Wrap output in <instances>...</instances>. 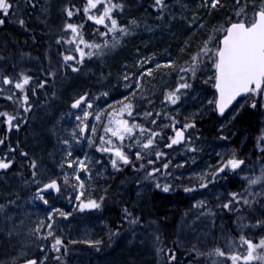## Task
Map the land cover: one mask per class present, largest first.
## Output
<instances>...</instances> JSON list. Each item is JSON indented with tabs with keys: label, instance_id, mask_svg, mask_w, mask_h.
Masks as SVG:
<instances>
[{
	"label": "snow or ice",
	"instance_id": "obj_1",
	"mask_svg": "<svg viewBox=\"0 0 264 264\" xmlns=\"http://www.w3.org/2000/svg\"><path fill=\"white\" fill-rule=\"evenodd\" d=\"M31 3H35V0H31ZM234 6L231 8L230 14L225 17L223 26L216 28L215 26L212 29V32L208 33V38L199 42V45L191 52L188 61H185V67H180L179 72L181 75L176 77L177 82L175 87L165 91L163 99L168 101L170 104H176L177 101L181 99V96L187 95L189 89L193 87L191 81L196 78L197 69L203 65L204 60L213 61L214 74L212 79L214 80V88L216 90V97L213 100L207 101L220 112L223 113L226 108L241 93L248 94L253 98L250 101L252 107L257 106L256 97H261V104L264 106V0H259V3L256 0H233ZM99 5V7H98ZM200 7L206 8L209 11L212 9H222L228 7L222 0H203ZM16 7L11 3V0H0V12L9 13L10 9ZM153 7L157 9H165L167 5L164 3V0H155ZM125 8V0H120L119 3L113 2V0H86L82 4L83 13L86 15V18L96 22L98 26L102 25L105 27L104 32H99V36L105 37L100 43H96L94 40L88 41L84 39L83 33L81 31L82 24H77L69 22L66 20L63 23V29L71 30V36L68 37L69 42H75V51L79 53V58L72 55V52L69 51L66 55H63V60L70 62L72 70L78 71V65L76 63L79 59V63H83L85 56H93L95 54H103L102 47H115L121 40L122 37L130 34L132 26H135L139 21L135 17L129 18V24H121L118 22L116 16L113 15V9H119L123 12ZM251 9V11H249ZM62 11L66 13L67 18H72L75 13L81 12V8L75 6L72 3H66L63 6ZM163 16V12L160 13ZM193 17L196 18L189 23H196L202 27L204 25V20L200 19L197 16L196 12L192 13ZM5 22L4 18L0 16V24ZM18 23L24 25L25 21L21 17L18 20ZM62 29V30H63ZM112 34V40H108V33ZM215 34V35H214ZM58 40H64V37H57ZM83 43L87 46L89 51H85L83 47H80V44ZM189 42L186 40L185 45H188ZM91 49H96L97 53H93ZM183 51V49H181ZM151 59V57H149ZM141 61L144 64H147V60L144 57H141L137 61V64L140 65ZM166 66L175 67L173 59H167L162 61ZM155 67H160L159 64L154 65ZM145 73L149 75L152 74V68L145 67L138 74L132 72H127L124 74L121 79L123 80V86L129 88V77H132L131 83L134 85L130 88L129 95L127 97H121L120 101H113L114 104L118 103L119 111L117 112L116 108H111L107 112L109 120L105 122L104 131L110 135L107 137L108 147H101V144H96L95 147L98 148L101 152H107L112 154L110 157L111 165L114 169L121 166L118 161L123 164H128L131 161V157L124 150L125 147L132 149L136 147L137 151L133 153L136 160H142V151L146 154H151V149L157 148L156 140L160 139L162 133L160 128L155 130L152 127H148L146 123H140L136 119H125L124 113H127L129 116L134 115L133 109V99L140 98L141 96L147 97L149 92L147 86H142L141 78ZM49 76H54L55 72L50 71L47 73ZM33 80V77L28 75L25 71H20L13 75H3L0 76V95L7 94L8 90L4 88V85L12 84L15 89L20 90V95L15 97L16 100L20 101V107L23 109L21 113L19 110L15 114L9 113L8 111H3L0 113L5 117V123L7 128L11 130L13 127L16 129L20 128V124L23 123L24 119L27 117L24 113L32 108V103L30 102L29 88L26 87L29 85V82ZM44 81L38 85L43 87ZM32 93L35 92V89H31ZM55 91L52 92V95L55 96ZM100 96H108L107 91L100 93L89 94L88 91H84L80 94L74 96L71 99V108L78 110L81 115H76L75 119L77 124L68 130L71 140L79 142L82 139H85L84 133L89 130L92 133L96 132L95 122L92 123L91 127L87 123V119L90 116H94L95 120L101 119V112H104L105 109L98 108V110L90 111L93 108L94 100H98ZM8 99H14L12 95H8ZM148 104L151 105L152 101L149 100ZM109 105H105V108H109ZM157 116L161 113L158 110H155ZM239 111V108L235 110ZM139 115L144 116L145 118H150L153 116L152 112H143ZM165 116H168V113H164ZM17 119L20 120L19 123H14ZM171 127L174 129L175 134L169 137V144L166 147H171L172 144H179L181 141H185L184 131L189 127L195 125V120H189L188 123H184L182 127H175V117H169ZM150 123L152 125L156 124L155 119H151ZM167 127V125L165 126ZM223 128V125H221ZM264 135V133H262ZM89 144L93 143L92 137H86ZM100 141L105 142V136L101 135L99 137ZM127 139V144L125 140ZM4 143V139L0 137V144ZM18 143V142H17ZM63 145L66 146L69 151L64 153L59 167L63 170L64 165L73 166L72 174L75 176V183L73 188L76 192L75 200L78 203V208L80 210L85 209H98L102 206V201L104 200V195L93 196L90 193L86 194L85 182L80 177V169H85L87 171L88 165L85 163L84 157H72V144L69 140H64ZM119 145V146H117ZM186 147L192 148L195 150V145L191 143V137L187 138ZM11 147V145H9ZM155 156L160 158L162 156H167V153H163L159 150L155 151ZM8 153L5 152V157ZM24 155H27L25 152ZM244 163L242 158H238L235 154L229 156L227 160L218 162V165L214 167L211 172H208L207 169L204 170L203 174L195 173V182L191 183L189 187H186L184 190L192 191L196 188H204L211 181H215L218 178H222V173L226 168L238 169L240 165ZM13 164V158H0V169L7 170ZM149 169L146 170V175L150 178L152 173H158L159 169L154 166V162L148 161ZM38 161L35 158H29V167L31 168V177L30 180L32 184H38L35 187L31 199L39 200L44 205L49 204L48 197L45 192L50 191L54 193H61V184L56 178H50L46 182L38 181L35 179L38 175ZM134 168L135 164L132 165ZM141 168H144V164L140 165ZM162 167L167 168L168 162L162 164ZM211 167V166H210ZM217 174H221L218 177ZM248 174H246L247 176ZM63 180L65 185L69 183V175L67 172L63 175ZM202 181V182H201ZM25 185L28 184V181H23ZM139 183V181H137ZM261 184L264 186V168H262L261 173L258 176H253L248 179V185ZM156 187H161V184L157 182ZM165 191L170 190L171 185L165 183L162 185ZM69 195H72L69 193ZM229 199L223 202L222 205H217L223 209H228L230 211H236L237 209L243 210L244 206L251 207L252 201L255 200V196L251 197V200L248 196L240 195L237 192L233 191L229 194ZM264 195V193H261ZM15 199L7 201L5 204H0V211H3L8 204H14ZM205 205L204 201L197 200L195 201L194 207H201ZM124 212L127 213L124 219L128 220L131 213H128V209L125 207ZM204 212L211 214V209L207 206H204ZM55 213V216H54ZM71 213L64 211L63 209L51 208L50 211L46 212L45 216L38 218V221L35 223L33 228H30L29 231L33 237L38 240V246L40 248L45 247L44 241L48 238H51L50 247L55 249L57 253L60 252V248L63 246L64 250L67 251V247L64 245V239L61 234H56L57 229L54 227V222L56 217H68ZM10 218V217H9ZM238 219H243L238 217ZM130 224L142 223L139 220V217L132 216L129 220ZM251 223V221L249 222ZM256 225L264 224V216L261 219L255 220ZM116 232H119V229H116ZM11 234V233H10ZM89 244H99V241H86ZM162 236L157 231L153 234V244L155 250L158 253L166 252L167 259L174 261L175 260V249L161 247L162 245ZM179 243V241H176ZM225 246L229 249L225 251L224 248L216 246L208 250L207 255H214L216 257H224L230 260V264H249L251 261L264 260V236L259 237L258 241L254 242L253 239H249L243 234L239 237L238 241H234L231 238H227L225 241ZM241 246H246L243 249ZM195 250V249H193ZM259 250V251H258ZM197 255H204L197 251ZM24 264H43L42 260H37L36 257L27 259L24 261Z\"/></svg>",
	"mask_w": 264,
	"mask_h": 264
},
{
	"label": "bare ground",
	"instance_id": "obj_2",
	"mask_svg": "<svg viewBox=\"0 0 264 264\" xmlns=\"http://www.w3.org/2000/svg\"><path fill=\"white\" fill-rule=\"evenodd\" d=\"M136 1L139 0H127L126 2L130 8L134 7L136 13L142 17L148 15V1H143L141 3H136ZM55 2L56 0H36L34 6L28 8L32 19L39 18V9L52 5ZM202 2L203 0H182L180 5L176 7L171 6L173 3L169 4L168 6H171V11L160 19L163 24L158 23L153 16L144 17L139 22L140 32L138 34H136V31L131 30L129 36H132V38L125 36L121 38L120 42L115 47H102V49L105 50L110 48L111 50H114V53L111 56V60L106 64L108 66L105 65L106 67L104 66L105 68L103 67L101 70L95 65H89L90 68L94 69V76L90 78H81L78 75L58 74L56 73L57 70L48 69L46 65L43 64L45 50H48L49 44L53 47H57L58 51L60 49L58 44L56 45V42H58L57 37H60L61 35L58 19L49 23L46 28H42V30L45 31V34H42L43 37H39L41 28L37 24L30 26L31 30L34 32V37H32L21 33L18 34L14 28L13 22L10 20L0 37V76L5 74L13 75L20 71H25L27 73L33 72L37 76V82L35 92L30 97V102L32 103L31 109L34 110L33 113L35 114L45 112L47 114L46 123L48 122L47 125L39 120L36 122L35 115L33 121L29 125V129L24 134H20L14 138L18 140V138L22 136L20 141L23 143L24 147H27L31 138L35 137L34 148L42 150L40 153L42 158L40 160L41 167L45 169L52 168L53 166L51 162H49L48 156L49 152L55 150V145L52 136L48 132L60 115L68 110L66 104H71V99L77 94L89 90L88 92L91 95L103 85L115 83L126 73V71H136L138 74L140 72L139 70L142 68H138L137 61L141 57H153L155 58L153 61L154 63H161L162 61L171 58L174 60V63H176L180 58L182 59L183 56L187 58L186 56H189L191 52L194 51V48L199 45V42L201 41L200 38L204 36V33H191L192 30H188L184 21L192 15L193 12L191 9L199 8V5L202 4ZM203 9L205 11V17L208 18L211 11L206 8ZM186 40L189 42L188 45H185ZM178 44L185 45L187 48L184 47L183 51L175 52V48ZM37 46L41 50V55L37 52ZM153 62L148 63L144 68H151ZM202 66H204V64ZM50 71H54L56 76L52 78L45 75ZM199 71H206V69H199ZM201 73L198 72L196 74V78L191 81L193 87L188 90L186 97L183 95L181 96V99L175 104V106H177L174 108L182 106L194 110H200V106L192 100L200 88L202 90L204 88L207 89L208 87L200 79V77L203 76ZM179 74L180 73L177 71L174 73L172 71V74H168L165 81L167 83L172 80L169 84L170 89L175 87V83L177 82L176 77ZM99 75L100 79H96ZM144 75H146V73ZM95 79L97 80L96 84L90 83ZM42 81L45 82V87L38 86ZM84 81L90 82L85 83ZM151 81L153 82L154 80L149 79V82ZM158 82L159 81L156 80L150 84L153 86L156 83L158 84ZM44 89L46 92L40 97V93ZM209 89L213 90L211 86H209ZM53 91L56 93L55 96L52 95ZM158 94L159 92L157 91L156 94L149 99L152 101L151 105H149L148 102L144 103L140 106L139 110L143 111L157 106ZM45 95H47L46 100L49 101L48 106L41 105ZM112 95H116V91H113ZM249 96L250 95L241 97L235 101L230 110L239 104L237 107L239 108V111H235L223 128H221L222 122L213 116L214 112L210 111L206 114L197 115L194 119L199 122L205 131H207L208 137L207 139H203L200 137V132L194 133L196 141L204 142V148L208 149L209 147L217 148L218 146L225 145L224 141L226 140L228 142L227 144H229L228 146L232 147L233 150L236 146L235 143L240 139L237 146L241 144V151H245L243 155H247V150L252 149L254 146V141L252 140L261 131L262 117L264 114V107L261 105L260 97L258 96L259 99H257V106L252 107L250 101L253 97ZM3 106L8 110H15L14 106L8 104H4ZM215 111H217V109ZM202 113L205 112L202 111ZM170 114L169 116H174L175 118L178 116L176 114ZM156 128L158 127H154L153 129L155 130ZM160 131L162 136L160 139L156 140V145L158 146L156 149L158 150L166 147L169 142V136L171 137L173 135L170 129L167 128L160 127ZM218 133L221 135L218 136ZM214 134H216V137H214ZM221 141L223 142L221 143ZM250 154L252 153L250 152ZM129 156L131 159H136L132 153H130ZM152 162H154V160ZM147 163L148 162L143 163L144 167ZM121 169L123 170V173H120ZM144 171L146 170L143 169L138 171V177L137 172L128 166L121 165L117 170H114L111 167L110 180L100 181V183L103 182L102 184L106 186L103 195L105 192H110L112 194L110 198L114 203L106 207L105 215L99 213L89 215V218H94V220H92V226L93 229L96 230L93 241L102 242L107 236V230L109 229H119V232L116 233V238L109 248L101 253L102 258L98 256L96 257L94 253L85 250V248H81V251L73 257L71 264H121L125 259L132 262L131 264H168L159 259L156 255L155 246L153 244V234L157 231L161 234L162 243H164L166 248L171 247L175 249V260L169 264H198L199 258L196 259V257L204 256L208 253L210 248L215 247V243L218 240L217 238L223 239L229 237L234 241L237 240V238L233 236L236 234L237 230L234 227L229 228V223L231 221L219 223L216 221V217L214 218L213 216L209 223L204 222L209 225V239H211V241L205 244L204 250H193L195 249L194 243H191V241L181 236V234L178 235L176 223L181 215L183 216V213H187L188 210H191L190 213H194L193 211L196 209L194 204L198 199L194 196H190L188 193H176L174 197L169 199L164 197H154L151 201L149 195H154L156 191L181 192L183 187L173 183L170 190L165 191L162 184L161 187H156L153 190L139 193L142 186H144L145 183L147 184V181L150 178L144 174ZM117 173H119V177L118 175L116 176ZM226 176L227 175H224L223 178ZM137 181H139V183H137ZM222 183L225 184L221 185L223 189L229 188L230 185H237V183H231L229 185L227 179L222 180ZM2 185L3 186H0V192H4L7 188L6 185ZM23 189L29 191V188ZM18 192L24 191L19 190ZM119 192L123 194H118ZM27 196L23 195L18 199V202H22ZM125 207L128 209L129 213H131V217H139V220L142 221V223H139L141 225H131L129 220L124 219L125 215H123L122 209H125ZM16 216L17 215L10 220L12 234L15 236H13V251L16 257L22 255H36L37 251H34L32 247L27 249L22 246L20 239L14 234L13 226L18 222V218L15 219ZM80 222L82 223V221ZM68 241H70V239L65 240V242ZM80 241L87 243L84 240ZM176 241H179V243H176ZM50 251L51 256H53L51 248ZM197 251L204 253V255H197ZM39 253L42 252L38 251L37 255H39ZM133 255H140L143 259L133 262L131 261Z\"/></svg>",
	"mask_w": 264,
	"mask_h": 264
},
{
	"label": "rangeland",
	"instance_id": "obj_3",
	"mask_svg": "<svg viewBox=\"0 0 264 264\" xmlns=\"http://www.w3.org/2000/svg\"><path fill=\"white\" fill-rule=\"evenodd\" d=\"M232 6H234V3L232 0L229 2ZM198 8V7H197ZM196 9V8H195ZM227 8L223 10V13L227 12ZM193 12V9H192ZM198 16V15H197ZM191 18L189 21H193L196 18L193 17V15L190 16ZM199 17V16H198ZM191 26L198 25V21L196 23H189ZM220 27V24L217 25V28ZM205 23L201 27V30H204ZM185 45H177L175 48V52H180L181 49L184 50ZM187 48V47H186ZM190 56V55H189ZM189 56H184L182 59L175 63V67L173 66H166L165 64L159 63V62H153L155 58L151 57L145 58L148 63L153 62L152 65V74L149 75L146 73L141 78L142 86H147V90L149 92V95L147 97L141 96L140 98L133 99L134 104V115H132V119H136L140 123H146L148 127H163L170 129L171 133L174 135V129L170 126L171 121L169 119V115L165 116L164 113H172L176 114L175 118V127H182L184 123H188L189 120H193L197 115L206 114L210 111L216 112V108L213 106V104L207 103L209 100H213L216 97L215 91L210 90L209 86L213 89V83L212 80H209L211 76L213 77L214 74V68L213 72L211 71V68L206 69L204 73H201L203 76L200 77L202 82L206 84L208 87L207 89L204 88L198 91V93L193 98V102L200 106V110L188 108V107H182L179 106L177 108L175 104H170L168 101H165L163 99L165 91L170 89V82L166 83L165 79H167L168 74H172L175 71L179 72L180 67H185L184 64L185 61H188ZM172 59V58H171ZM177 59V58H176ZM140 60V58H139ZM147 64H144L142 61L140 65H138V68H144V66H147ZM159 64L160 67H155L154 65ZM141 69V70H142ZM139 70V71H141ZM138 71V70H137ZM130 72V71H129ZM134 74H137L136 71L132 72ZM198 73V71H197ZM196 73V74H197ZM126 74V73H125ZM181 75V73L179 74ZM146 76V77H145ZM178 76V75H177ZM149 79H152L154 81H159L158 84H154L153 86L150 83H153L152 81L149 82ZM174 80V79H173ZM129 88H125L123 86L124 82L121 79V77L115 82L103 85L100 89L96 90L94 93H100L103 91L108 92V96H100L98 100H94L93 102V108L90 109V111L98 110V108L105 109L104 112H101V119L95 120L94 116H90L87 119V123H89L90 127L93 122H95L96 125V132L92 133L89 130H87L83 135L85 139L80 140L79 142H76L74 140L70 139L68 130L74 127L77 124V121L75 119L76 115H81L79 111H74L72 109H68L67 111H64L63 114L60 115V117L55 121L50 128V135L53 138V142L55 145V150H52L49 152V162L52 164V168L45 169L41 167V171L44 174V180L47 181L50 178H56L58 182L61 184V193L58 195H54L53 193L46 194L49 200L48 205H44L39 200L31 199L32 193L29 194L19 205L17 216L15 219L18 218V222L15 223V226H13V232L15 235L18 236L20 239V242L22 243V246H24L27 249L33 248L34 251L42 252L39 253L40 260L47 261L49 257L51 256L50 251V244H51V238H48L44 241L45 247L40 248L38 246V240L33 237L29 231L30 228H33L35 226V223L38 221V218L41 216H45L47 211H50L51 208H57V209H63L64 211H68L71 213L68 217H56V220L54 222V227L57 229L56 234H61L62 237L66 240L70 239L73 241H88V240H94L95 232L96 230L93 229L92 226V220L94 218H89L90 213L93 211V209H85L80 210L78 208V203L75 200V190L73 188V184L75 183V176L72 174V168L73 166L64 165L63 170L59 167L60 162L62 158L64 157V153L69 151V149L63 145L64 140H69L72 144L71 152L72 157H84L85 163L88 165L87 171L85 169H80V177L85 182V190L86 194L90 193L93 196H99L103 195L105 190V185L100 183V181H106L110 180L111 178V162L110 157L112 154L107 152H101L98 148L95 147L96 144H101V147H108L107 144V137L110 135L109 133H106L104 131V125L105 122L109 120V117L107 115V112L111 110V108H116L117 112L119 111V105L118 103L114 104L113 101L119 102L121 97H127L129 95L130 88L134 85L131 83L132 77H129ZM116 91V95H112V92ZM159 92L157 98H158V105L155 107L148 108L146 110H139L140 106H142L144 103H147L148 100L153 97L156 92ZM262 98L260 97V100ZM191 101V102H192ZM242 102V101H241ZM240 103V102H239ZM105 105H109V108H105ZM262 105V104H261ZM239 106V104L234 107L226 116L222 117V125H226L229 121V119L232 117V115L235 113L236 108ZM264 107V106H263ZM155 110H158L161 114L159 116L156 115ZM185 109V110H184ZM152 112L153 116L150 118H145L144 116L139 115L143 112ZM205 112V113H202ZM125 115V114H124ZM171 115V114H170ZM218 117V116H217ZM125 118V117H124ZM126 119V118H125ZM151 119L156 120V124L152 125L150 123ZM167 125V127H165ZM198 133V129H195ZM194 128L189 127L188 129H185V141H181L179 144H172L171 147L166 151L167 157L170 159V164L168 163V167H157L159 169L158 173H152V177H155V179L149 178L147 181V184H142L141 191L146 192L147 190H153L156 188L157 182L162 184H169L173 185V183L182 186L184 189L186 187H189L191 183L195 182V173H201L203 174L204 170L207 169L208 172H211L215 166L218 165V162H222L223 160H227L230 156V153L233 151L232 147L228 146V142L224 141L225 145L215 147H209L204 148V142L196 141L194 136ZM264 114L262 117V127L260 133L255 137L254 146L252 149H248L247 155H244L240 158L243 159L244 163L239 166L238 169H233L234 174L236 177L246 184V189L243 191L242 195L248 196L251 200V197L254 195L255 200L252 201V204L256 201H259L258 199L261 198L264 195H261V193H264V186L261 184L256 185H248V179L253 176H258L261 173L262 168H264ZM101 135L105 136V142H101L99 137ZM91 136L93 143L89 144L86 137ZM170 137V136H169ZM191 137V143L195 145V150L192 148L186 147V141L187 138ZM225 139V138H222ZM127 139L125 140V144H127ZM170 142V141H169ZM168 142V144H169ZM223 141H221L222 143ZM119 146V145H117ZM223 146V147H222ZM136 147H133L132 149L125 148V151L130 154L137 151ZM155 150H158L156 148L151 149V154H146L142 151L143 161H153L158 160L161 161L164 159L165 156H162L160 158H157L155 156ZM250 152L252 154H250ZM163 153H165L163 151ZM250 154V155H249ZM145 156V157H144ZM151 158V159H150ZM154 158V159H153ZM143 161H138L131 159V161L127 165L128 167L132 168L134 171L137 172L138 177L140 171V165L139 163L143 164ZM121 165H123L122 162L118 161ZM135 164L136 167L134 168L132 165ZM211 166V167H210ZM112 169H114L112 167ZM118 168L114 169L117 170ZM230 168H226L222 173V178H218L215 181H211L206 187L204 188H196L192 191H187V193L190 196L196 197L198 200H207L211 199L217 204H223L224 201L229 199V197L225 196L227 191L224 190L221 185H225L222 183V180H224L223 176L227 175ZM162 170V171H161ZM164 171V172H163ZM67 172L69 175V183L65 185L63 180L64 173ZM144 174L146 175V171H144ZM246 174H248L246 176ZM218 177L221 176V174H217ZM202 182V181H201ZM100 183V184H99ZM186 192V191H185ZM71 193L72 195H69ZM150 193V192H149ZM148 193V194H149ZM123 194V193H118ZM142 196V195H140ZM139 199V198H138ZM222 202V203H218ZM204 206V205H203ZM203 206L199 207V209L203 208ZM247 207V206H246ZM222 210H225L222 208ZM81 212H83L81 215ZM123 215H127V213L124 212V209H122ZM189 212V213H188ZM187 213H183V216L177 220L176 223V230L178 232V235L181 234L184 238L191 241V243H194L195 250H204L205 244H207L211 239L210 237V228L209 225L205 224L204 222L209 223L213 216H214V210L211 209V214L204 212V208L200 211L195 210L194 213H190L191 210H188ZM230 213H234L235 211H230ZM129 213V211H128ZM55 216V213H54ZM131 216H129L128 220H131ZM82 221V223L80 221ZM131 225H141L139 223L131 224ZM246 226V225H245ZM246 231L248 235H251L253 230L251 227L246 226ZM227 248V247H226ZM228 249V248H227ZM36 254V255H37ZM161 254V253H160ZM168 263H171L172 261L167 259ZM0 264H3L0 259ZM215 264H224L220 261L215 262Z\"/></svg>",
	"mask_w": 264,
	"mask_h": 264
},
{
	"label": "trees",
	"instance_id": "obj_4",
	"mask_svg": "<svg viewBox=\"0 0 264 264\" xmlns=\"http://www.w3.org/2000/svg\"><path fill=\"white\" fill-rule=\"evenodd\" d=\"M126 1L127 0H125V8L123 9V12H121L119 9H113V15L116 16L119 23L129 24L130 17H135L140 22V20H142L146 16H153L156 18L158 23L163 24L160 21L161 17H163L164 15H166L167 13L171 11L170 10L171 6L176 7L180 5L182 0H164V3L167 5V8L165 9H157L153 7V5L155 4V0L136 1V3L148 1L149 13L148 15L143 16V17L139 15L138 13H136V11L134 10V7L130 8V6L128 5ZM85 2L86 0H56L54 4L44 7L42 9H39L40 10L39 18L32 19V16L30 12L28 11V8L33 7L35 3L34 4L31 3V0H11V3L15 5L16 7H14L13 9H10L9 13L7 14L0 12V16L4 18L5 23H6V24L5 23L0 24V37L2 33L4 32L10 20L13 22L14 28L18 34L21 33L23 35H29L32 37H34V32L33 30H31L30 26L33 24H37L41 28L39 37L40 36L43 37V35L45 34V31H43L42 28H46L49 23L53 22L55 19H58L59 24H60L59 26V30L61 34L60 37H64L65 39L58 40V42H56V45L58 44V46L60 47L59 51L57 47H53L48 43L49 48L48 50H45V57L43 59V64H45L48 69L50 68L51 70L53 69L57 70L56 73L58 74L78 75L81 78L93 77L94 69L90 68L89 65H95L99 70H101L111 60V56L114 53V50H111L110 48L106 50L102 49V52H103L102 55L95 54L91 57L85 56L82 64L79 63V59H77L76 63L78 65V71H75V72L72 70L70 62H66L63 60V55H66L69 51L72 52L73 56H76L77 58H79V53L75 51V42L68 41V37L71 36V30L63 29V23L66 20H68L69 22L82 24L81 31L83 33L85 40H88V41L94 40L96 43H100L103 39H105V37H101L98 34L99 32H104L105 27L102 25L98 26L96 22L87 19L86 15L83 13L82 4ZM113 2L119 3L120 0H113ZM222 2L228 5V7H226L228 11L223 13V10H225V8L212 9L208 18L205 17V11L203 7L199 6V8L193 9V12H196L199 18L204 20L205 27H206L204 30H201L200 26L189 25V19L191 17L188 18L186 21H184L186 23V27L188 28V30L189 31L192 30L191 33H194V32L204 33L203 37L200 36L201 41L208 38V33L212 32V29L214 26L216 28L218 24H220V27L223 26L225 17H227L230 14L231 8L233 7L229 3L230 0H222ZM256 2L259 3V0H256ZM66 3L75 4L76 7L81 8V12L75 13L72 18H67L66 13L62 11L63 6ZM172 3L173 5L168 6L169 4H172ZM249 11H251V9H249ZM161 12H163V16L160 15ZM21 17L25 21L24 25H21L18 23V20ZM139 27H140V24L138 23L137 25L132 26V30L136 31V34H138L140 32ZM127 37L132 38V36H129V34L127 35ZM107 39L110 41L112 40V34L110 32L108 33ZM80 47H83L86 52L89 51L87 46L84 45L83 43L80 44ZM108 47L110 46L103 47V48H108ZM91 51L93 53H97L96 49H91ZM37 52H39V54L41 55V50L39 49L38 46H37ZM203 64L204 66H200L197 69L198 72L200 73L205 72V71H199V69H209V68H211V70L213 69V61L204 60ZM47 73L45 75L49 76L47 75ZM27 74L33 77V80L29 82L28 86H26L29 88V96L31 97V95L34 94L32 93L31 89L33 88L36 89L37 76L33 72H28ZM55 76L56 74L50 77L53 78ZM96 79H100V75ZM95 80L92 82L90 81H84V82L85 83L90 82V83L96 84L97 80L96 81ZM209 80L213 81L212 76L211 78H209ZM43 87H45V84L43 85ZM4 88L7 89L8 92L5 95H0V113H2L5 110L13 114H15L17 110H19L22 113L23 109L20 107V101L15 99V97L20 95V90L15 89L14 85L12 84L4 85ZM45 92L46 90L44 89L40 93V97L43 94H45ZM8 95H12L14 99H11V100L8 99ZM46 99H47V95L44 96L41 105H46V106L49 105V101H47ZM256 99H259V97H256ZM4 104L14 106L15 110H8L7 108L3 106ZM66 106L69 109L71 104L70 103L66 104ZM33 112L34 110L30 108L27 111V113H24L27 119H24L23 123L20 124V128L16 129L15 127H13L11 130L7 128V125L5 123L6 118L0 115V137L4 139V143L0 144V158H13V164L9 167V169L7 170L0 169V186H3L2 184H4L7 187L6 190H4V192H0V204H5L7 201L15 199L14 204H8L7 207L3 211H0V259L3 264H21L27 259L36 257V255H26V256L22 255L20 257H16L13 251V244H14L15 236L12 234V225L10 224V220L13 219L15 215H17V211L21 203V202L20 203L18 202V199L22 197L23 195L27 196L33 193L35 187L38 186V184H35V185L32 184L30 180V177H31V168L29 167L30 157L37 159L38 165H39L37 168L38 175L35 179H37L38 181H43L45 179L44 174L41 171V164H40V160L42 159L40 153L42 150L34 148L35 137L31 138L27 147H24L23 143H21L20 141L22 136H20L18 140L14 138L15 136L24 134L29 129L30 127L29 125L33 121L35 115H36V122L39 120V121L44 122L45 125H47L48 123V122L46 123L47 114L45 112L38 113V114H35ZM213 116L219 121H222L220 118L217 117L215 113L213 114ZM19 122H20L19 119L14 121V123H19ZM193 128H194L195 133H197L195 129L199 130L198 132H200V135H201L200 137H202L203 139H207L208 137L207 131H205L202 128V126L199 124L197 120H195V125L193 126ZM214 135H215L214 137H216V134ZM217 135L220 136L221 134L218 133ZM255 140L256 139L254 138L252 141L255 142ZM239 142H240V139L239 141L235 143L236 146L233 149L234 154H237L238 158L244 156L243 153L245 152V151L244 152L241 151V144L237 146ZM9 145H11V147H9ZM159 151L161 152L164 151L166 153L167 148L163 147V149ZM5 152L8 153L7 157H5ZM25 152L27 153V155H24ZM168 159L169 158L166 156L161 161L165 163V162H168ZM145 162H148V161L144 160L143 163ZM123 165L127 166L125 164ZM155 165H158V167H162L160 162L159 164L155 163ZM148 169H149V164L147 163L144 170H148ZM120 173H123L122 169L120 170ZM118 174L119 173H117L116 176ZM119 176L120 175H118V177ZM224 179L228 180L229 185L231 183H237V185H232V186L230 185V187L226 189L227 190L226 195H225L226 197L227 196L229 197L228 194L233 191L242 195L243 191L246 189L245 182L242 180H239L233 173H228ZM23 181H28V184L25 185ZM23 188H29V191H26ZM19 190H23L24 192H18ZM176 193L184 194L183 190H181V192H158L156 191L154 195L150 194L149 197L151 198V201L154 199V197L155 198L164 197V198L169 199V198L174 197ZM111 195L112 194L110 192H105L104 194L105 198L102 201V206L98 209H93V211L90 213H99V214L105 215L106 207L114 203V201H112L110 198ZM258 200L259 201L254 202L251 207L244 206L242 211L237 209L234 213H230L228 209L222 210L221 207H217L218 205L217 202L211 199H207L203 201L205 202L204 206H207L210 209L214 210V218L216 217L217 219L216 221H218L219 223H225L224 221H231L229 223V228L234 227L237 230L236 234L233 235L234 237L237 238L236 241H238L239 237L243 234L247 238L253 239L254 242H256L258 241L259 237L264 236V224H260V225L255 224V220L261 219L262 216H264V196H262ZM218 203H222V202H218ZM219 205H222V204H219ZM203 208H201V210ZM198 209L199 208L196 207L195 210H198ZM238 217H242L243 219H238ZM250 221L251 223H249ZM245 225L249 228L251 227V229L253 230L251 235L247 234ZM107 231H108V233L106 234L107 236L104 238L102 242H99V244H89V243H85L81 241L80 242L73 241V240L65 242L66 239L63 238L64 245L67 247V251L64 250L63 246L60 248L59 253H57L55 249L51 248L53 256H50L49 259L45 261L43 264H71L73 257L76 254H78L79 251H81L80 250L81 248H85V250L94 253L96 257L97 256L101 257V253L104 252L107 248H109V246L114 242L116 238V233H117L116 230L109 229ZM227 238H223V239L217 238L218 240L215 243V247L220 246L224 248L225 251H228L229 249H227L225 246V241ZM161 247H164L165 249H167L164 243H162ZM244 247L246 246H241L242 249ZM156 255L158 256L159 259L168 263L166 252H162L161 254L156 252ZM198 258H199L198 264H215V262H218V261L224 264H230V260L224 257H216L214 255L210 256V255L205 254L204 256L196 257V259ZM131 259H132L131 261L134 262V261L142 260L143 257H140V255H133ZM131 263L132 262H130L127 259L121 262V264H131ZM249 264H264V260L251 261L249 262Z\"/></svg>",
	"mask_w": 264,
	"mask_h": 264
},
{
	"label": "water",
	"instance_id": "obj_5",
	"mask_svg": "<svg viewBox=\"0 0 264 264\" xmlns=\"http://www.w3.org/2000/svg\"><path fill=\"white\" fill-rule=\"evenodd\" d=\"M214 91H215V93H216L215 88H214ZM216 95H218V94L216 93ZM247 95H248V94L241 93L240 96H238V97L236 98V100L239 99V98H241V97H245V96H247ZM236 100H234V101L232 102V104H230V105L228 106V108H226L225 111H224L223 113H220V112L217 110V115H218L219 117H223V116H224V115H225V114L231 109V107L233 106V104L235 103ZM75 110H76V109H75ZM45 193H46V194H48V193H53L54 195H58L57 193L50 192V191H46Z\"/></svg>",
	"mask_w": 264,
	"mask_h": 264
}]
</instances>
